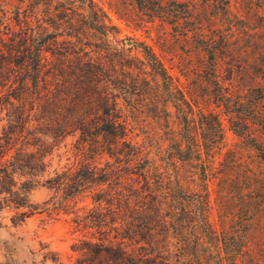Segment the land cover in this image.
I'll return each instance as SVG.
<instances>
[{
	"label": "trees",
	"instance_id": "16d2710c",
	"mask_svg": "<svg viewBox=\"0 0 264 264\" xmlns=\"http://www.w3.org/2000/svg\"><path fill=\"white\" fill-rule=\"evenodd\" d=\"M255 1L261 12L251 14L264 31V0ZM135 3L143 23L179 22L170 3L186 9L178 0ZM19 4L0 7V207L31 209L39 186L63 198L91 194L93 207L72 219L82 233L70 247L79 264H236L247 244L219 238L209 221L208 175L223 142L217 114L173 83L149 45L120 38L98 0ZM201 38L213 56V40ZM260 45L264 56V35ZM261 66V81L245 91L226 87L222 98L239 116L229 117L230 128L264 162ZM71 134L74 161L44 176L49 140Z\"/></svg>",
	"mask_w": 264,
	"mask_h": 264
},
{
	"label": "rangeland",
	"instance_id": "374dc122",
	"mask_svg": "<svg viewBox=\"0 0 264 264\" xmlns=\"http://www.w3.org/2000/svg\"><path fill=\"white\" fill-rule=\"evenodd\" d=\"M98 1L108 21L119 28L120 38H137L149 45L173 83L190 89L199 107L219 117L223 142L214 151L215 162L208 175L209 221L219 238L247 244L236 264H264V162L250 146L249 138L238 137L230 128L229 117L239 116L233 114L235 108L224 106L226 100L222 98L227 88L245 91L262 80L259 73L264 56L259 52L264 31L256 27L257 18L251 14L258 10V2L229 0L227 5L225 0H178L186 3V9L172 3L170 8L178 9L175 15L179 22L155 19L143 23L140 19L146 16L135 0ZM0 5L7 11L20 4L19 0H0ZM40 9L39 21L46 26V10ZM202 35L213 40V56L208 54ZM119 44L113 40V45ZM129 46L124 43V47ZM213 65L218 75L213 74ZM168 129L174 140L179 138V121L173 112ZM253 129L251 134L259 136V129ZM76 139L77 134H71L49 140L52 149L44 176L74 161ZM253 185L258 188H250ZM90 196L83 193L63 198L39 186L29 194L31 209L0 207V264H79L78 255L70 247L82 233L72 219L74 213L93 207ZM206 262L207 258L203 264Z\"/></svg>",
	"mask_w": 264,
	"mask_h": 264
},
{
	"label": "water",
	"instance_id": "95a60500",
	"mask_svg": "<svg viewBox=\"0 0 264 264\" xmlns=\"http://www.w3.org/2000/svg\"><path fill=\"white\" fill-rule=\"evenodd\" d=\"M128 43H130V41Z\"/></svg>",
	"mask_w": 264,
	"mask_h": 264
}]
</instances>
